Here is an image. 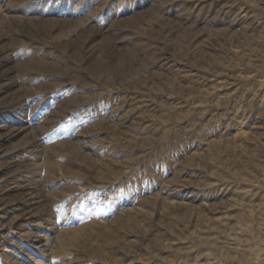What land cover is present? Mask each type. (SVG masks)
<instances>
[{"label":"rangeland","instance_id":"374dc122","mask_svg":"<svg viewBox=\"0 0 264 264\" xmlns=\"http://www.w3.org/2000/svg\"><path fill=\"white\" fill-rule=\"evenodd\" d=\"M0 264H264V0H0Z\"/></svg>","mask_w":264,"mask_h":264},{"label":"bare ground","instance_id":"6f19581e","mask_svg":"<svg viewBox=\"0 0 264 264\" xmlns=\"http://www.w3.org/2000/svg\"><path fill=\"white\" fill-rule=\"evenodd\" d=\"M31 136V135H30ZM32 138V137H31Z\"/></svg>","mask_w":264,"mask_h":264}]
</instances>
